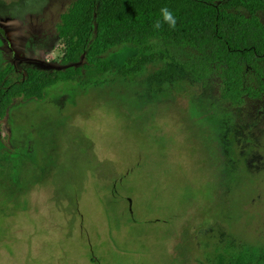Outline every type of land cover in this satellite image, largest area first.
I'll return each instance as SVG.
<instances>
[{
  "label": "rangeland",
  "instance_id": "rangeland-1",
  "mask_svg": "<svg viewBox=\"0 0 264 264\" xmlns=\"http://www.w3.org/2000/svg\"><path fill=\"white\" fill-rule=\"evenodd\" d=\"M75 1L0 0V65L51 70ZM170 66L153 62L133 83L86 72L87 85L59 83L10 108L0 264H224L264 249V93L233 105L216 73L201 82L183 68L151 84Z\"/></svg>",
  "mask_w": 264,
  "mask_h": 264
},
{
  "label": "trees",
  "instance_id": "trees-1",
  "mask_svg": "<svg viewBox=\"0 0 264 264\" xmlns=\"http://www.w3.org/2000/svg\"><path fill=\"white\" fill-rule=\"evenodd\" d=\"M165 7L174 28L163 21ZM261 12L264 0H76L57 25L62 52L51 70L2 59L0 123L15 103L42 102L59 83L87 85L86 72L133 83L160 60L174 67L156 73L151 84L178 79L183 68L201 82L216 73L222 99L233 105L257 99L264 93ZM123 46L135 53L122 61L105 58ZM224 264H264V249L241 251Z\"/></svg>",
  "mask_w": 264,
  "mask_h": 264
},
{
  "label": "clouds",
  "instance_id": "clouds-1",
  "mask_svg": "<svg viewBox=\"0 0 264 264\" xmlns=\"http://www.w3.org/2000/svg\"><path fill=\"white\" fill-rule=\"evenodd\" d=\"M161 14L163 21L169 24L170 27L174 28L176 25V19L174 18L173 14L169 11L167 7L161 9ZM160 22L157 21L154 25L155 28H160Z\"/></svg>",
  "mask_w": 264,
  "mask_h": 264
},
{
  "label": "water",
  "instance_id": "water-1",
  "mask_svg": "<svg viewBox=\"0 0 264 264\" xmlns=\"http://www.w3.org/2000/svg\"><path fill=\"white\" fill-rule=\"evenodd\" d=\"M49 66H51V68H50V69H52V68L54 67V65H49Z\"/></svg>",
  "mask_w": 264,
  "mask_h": 264
}]
</instances>
